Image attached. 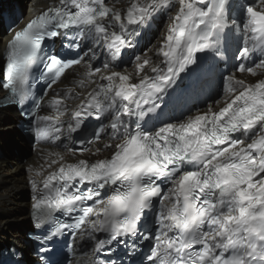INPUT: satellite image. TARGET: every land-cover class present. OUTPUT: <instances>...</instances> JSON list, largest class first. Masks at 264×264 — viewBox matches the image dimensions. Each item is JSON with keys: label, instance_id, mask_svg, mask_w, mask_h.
<instances>
[{"label": "snow or ice", "instance_id": "6c2138e0", "mask_svg": "<svg viewBox=\"0 0 264 264\" xmlns=\"http://www.w3.org/2000/svg\"><path fill=\"white\" fill-rule=\"evenodd\" d=\"M161 12L168 23L149 50L155 59L143 51L125 61L136 47L130 38ZM6 50V104L23 111L31 101L39 110L69 70L82 89L50 97L51 114L30 110L38 141L55 143L98 121L92 147L64 145L71 161L50 153L48 167H56L31 181L37 227L47 229L35 237L37 251L67 233L92 249L91 264H264V0H129L123 8L53 0ZM229 52L223 94L168 115L186 100L185 81L195 89L205 61H227ZM39 65L38 101L28 76ZM85 152L95 159L80 158ZM53 211L67 219L47 223ZM121 249L127 261L112 259Z\"/></svg>", "mask_w": 264, "mask_h": 264}, {"label": "bare ground", "instance_id": "6f19581e", "mask_svg": "<svg viewBox=\"0 0 264 264\" xmlns=\"http://www.w3.org/2000/svg\"><path fill=\"white\" fill-rule=\"evenodd\" d=\"M19 3L14 0H0V79H1V53L4 50L6 43L12 37L13 33L19 30L23 25L33 17L40 9L45 8L50 5L53 0H18ZM107 2H115L118 8L126 7L129 3V0H107ZM20 6L22 8L21 15L24 17L23 22L19 23L17 29L11 34H7L3 27L2 14H9L14 8ZM167 24L163 25L160 30H155L150 32V44L146 48V51L149 52V55L155 59L152 51V46L157 43L161 34L165 30ZM87 43V42H86ZM97 55H100V51L97 50ZM129 72H133V64L126 67ZM78 71H83L82 67L78 68ZM75 77L72 75L71 70L66 73L65 77L50 91L48 97L44 100L45 110H43L42 115L51 114L53 109L49 107L48 100L54 94L59 93L64 95L65 93L72 95L78 92H81L82 89L78 87L75 83ZM255 81V79H253ZM4 96V92H0V97ZM72 107V104H69V108ZM41 115V116H42ZM18 119L17 115L13 112L12 109H4L0 111V144L5 145L11 141V143L17 145L22 140L23 137L15 129V121ZM62 120L65 121L63 127H67V117H62ZM65 135H68V132L65 131L60 138ZM60 138L56 140L55 143L50 141H40L36 147L30 149L31 153L26 154L27 162L26 165H21L18 157L15 155H10V160H7L8 156L0 155V247H13L16 246L20 249H24L22 259L27 257L28 246H25L26 241V232L30 230V227H27L26 224L29 221V211L34 203V196L36 192L33 191L31 186V181L33 179L40 182L43 179V176H37L36 172L41 169L44 170L45 174L52 171L56 165H53L52 168H49L48 165L51 160L56 159L54 155L50 156V153H60L65 157V160L71 161V157L66 151L63 143L60 141ZM107 155V153H104ZM91 158L95 157L90 156V153L86 152L83 157L80 158ZM21 159V158H20ZM27 208L29 209L27 213ZM26 211V214H25ZM29 225V223H28ZM18 229V232H17ZM25 231V233H24ZM24 233V234H22ZM78 241V240H77ZM4 242V243H2ZM10 243V244H7ZM80 243H83L80 241ZM6 244V245H5ZM85 247V243L78 246L77 258L73 260L72 264H80L81 261H84V264H91L93 251L90 247ZM31 253V252H29ZM30 255V254H29Z\"/></svg>", "mask_w": 264, "mask_h": 264}, {"label": "rangeland", "instance_id": "374dc122", "mask_svg": "<svg viewBox=\"0 0 264 264\" xmlns=\"http://www.w3.org/2000/svg\"><path fill=\"white\" fill-rule=\"evenodd\" d=\"M19 3V1L18 0H14V4H16L17 2ZM16 2V3H15ZM20 4V3H19ZM16 7V6H15ZM22 10V8H21V6H20V11ZM10 14V13H9ZM2 29V26H0V30ZM30 149H32V148H30L29 147V145H25L23 142H22V140L20 141V143L18 144L17 143V145H15V144H13V143H11V141L10 142H8L7 144H5V145H2V144H0V155L1 156H8L9 155V157H7V160H10V155H15L16 157H18V159H19V162L21 163V165H26V162H27V158H25V159H22L21 158V155H20V153L19 152H24L25 154H30L31 153V150ZM21 158V159H20ZM28 211H29V209L27 208V213H28ZM25 214H26V211H25ZM27 226H26V229H28L27 227H29V225H28V223L26 224ZM17 232H18V229H17ZM24 233H25V231H24ZM24 233H22V234H24ZM0 243H1V241H0ZM2 243H4V242H2ZM7 244H10V243H7ZM6 245V244H5Z\"/></svg>", "mask_w": 264, "mask_h": 264}, {"label": "water", "instance_id": "95a60500", "mask_svg": "<svg viewBox=\"0 0 264 264\" xmlns=\"http://www.w3.org/2000/svg\"><path fill=\"white\" fill-rule=\"evenodd\" d=\"M29 142H30V139H29V138H24V139H23V143H24L25 145H28ZM19 153H20L22 159H25V158L27 157L26 154H25L24 152H19Z\"/></svg>", "mask_w": 264, "mask_h": 264}]
</instances>
